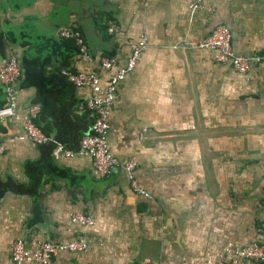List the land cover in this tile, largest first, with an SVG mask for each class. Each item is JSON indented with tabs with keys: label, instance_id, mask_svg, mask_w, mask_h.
Wrapping results in <instances>:
<instances>
[{
	"label": "crops",
	"instance_id": "1",
	"mask_svg": "<svg viewBox=\"0 0 264 264\" xmlns=\"http://www.w3.org/2000/svg\"><path fill=\"white\" fill-rule=\"evenodd\" d=\"M188 3L0 0V67L10 53L32 55L26 42L58 39L62 29L79 31L92 58L74 56L75 72L94 71L102 57L124 65L131 45L146 37V51L120 84L108 144L121 161H137L136 178L149 195L132 192L120 170L99 178L88 156L52 155L74 178L46 175L36 196L11 189L0 195V264H13L9 252L18 239L30 248L90 241L88 252L58 253L52 264H216L228 242L264 244V174L257 173V164L264 171V63L244 77L216 62L214 51L190 46L225 24L236 54L263 52L264 0H203L196 10ZM17 93L19 115L39 106L34 88L19 84ZM77 95L86 103L90 92ZM5 102L0 85V108ZM22 135L20 119L0 118V185L29 182L26 163L39 157V147L13 140ZM241 152L252 174H229ZM74 212L94 225H73Z\"/></svg>",
	"mask_w": 264,
	"mask_h": 264
},
{
	"label": "built area",
	"instance_id": "2",
	"mask_svg": "<svg viewBox=\"0 0 264 264\" xmlns=\"http://www.w3.org/2000/svg\"><path fill=\"white\" fill-rule=\"evenodd\" d=\"M203 0H189L188 7L196 10L201 7ZM146 3V0H142ZM110 34L118 32L117 24L111 23L108 29ZM59 37L72 39L80 48L81 53L92 61L88 54V47L79 31L62 29ZM196 49L212 50L215 53V61L228 64L235 73L247 77L251 69L264 63V51L250 55L236 54L232 47V34L225 24L217 25L209 34L203 36L197 42L190 44ZM146 37L131 45V52L124 65L116 57H102L94 71L75 72L69 69L62 71L75 89L88 90L90 97L82 105L81 110H88L92 115V123L88 132L79 141V148L71 150L57 144L52 152L55 157L64 156L72 158L76 155L88 156L92 166L101 179L109 176L113 171L120 170L126 177L129 188L137 195L149 197L136 178L138 163L135 159L121 161L112 155L108 144L110 130V116L115 106L120 84L135 69L138 61L146 51ZM107 75V82L103 84L102 76ZM22 67L19 57L10 53L0 67V85L3 88L6 102L0 108V118L6 120L22 121V136L13 140L27 139L35 145H45L54 141L36 123L40 113V106H32L28 112L19 115L17 87L22 80ZM5 151V145L0 141V155ZM70 222L78 227H91L94 220L81 212L71 214ZM91 248L90 241L80 236L65 242H50L48 240L38 243L33 248H27L24 240L14 241L10 247V261L13 264H52L53 258L58 253L81 254ZM264 263V244L258 241L245 243L228 242L219 252L216 264H261Z\"/></svg>",
	"mask_w": 264,
	"mask_h": 264
},
{
	"label": "trees",
	"instance_id": "3",
	"mask_svg": "<svg viewBox=\"0 0 264 264\" xmlns=\"http://www.w3.org/2000/svg\"><path fill=\"white\" fill-rule=\"evenodd\" d=\"M26 44H29L32 55L19 58L23 74L20 86L23 89H35L33 103L41 109L36 123L46 134H51L54 141L36 145L39 147V157L26 163L29 182L23 184L14 179L7 180L0 185V195L11 189L19 194L36 196L46 175L73 179L72 172L54 163L52 152L57 144L77 150L80 139L92 123V119H89L91 112L80 109L85 102L62 74L63 70L71 67L73 57L81 54L76 42L61 37H37L32 43L28 41Z\"/></svg>",
	"mask_w": 264,
	"mask_h": 264
},
{
	"label": "rangeland",
	"instance_id": "4",
	"mask_svg": "<svg viewBox=\"0 0 264 264\" xmlns=\"http://www.w3.org/2000/svg\"><path fill=\"white\" fill-rule=\"evenodd\" d=\"M244 131V130H243ZM226 137H232L231 135L232 134H230L231 133V131H226ZM247 133V132H246ZM235 135H237V136H240V135H243V134H235ZM239 160H241V163H232V165H231V167H230V169H229V174H237V173H239L240 171H241V174H252V173H250L249 171H245L244 170V168L246 169V163L245 162H243V160H249L250 158H249V156H246V155H242V152H241V155H240V158H238ZM243 162V163H242ZM245 166V167H244ZM242 167V168H241ZM258 164H257V173L258 174H264V171H263V169H258ZM247 170V169H246ZM25 242V241H24ZM26 244V243H25ZM26 247L28 248V246H27V244H26ZM30 248V247H29Z\"/></svg>",
	"mask_w": 264,
	"mask_h": 264
}]
</instances>
